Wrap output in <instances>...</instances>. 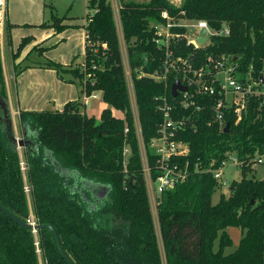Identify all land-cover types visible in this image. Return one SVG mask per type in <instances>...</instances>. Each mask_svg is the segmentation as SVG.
I'll use <instances>...</instances> for the list:
<instances>
[{"label": "trees", "instance_id": "16d2710c", "mask_svg": "<svg viewBox=\"0 0 264 264\" xmlns=\"http://www.w3.org/2000/svg\"><path fill=\"white\" fill-rule=\"evenodd\" d=\"M119 36L109 0H88L85 14V48L78 64L61 65L46 60L42 66L63 74L81 87L84 96L100 92L106 107L98 119L79 112L80 103L67 102L61 111H19L21 125L35 133L37 150L25 149V173L36 225L52 226L61 247L73 264H162L155 224L144 180L134 116L130 108L127 80L121 57L120 37L125 45L132 93L143 144L158 136L162 120V97L173 101L170 74L166 83L139 76L159 69L163 52L151 42V24L160 22L161 12L187 20H204L211 30L225 25L228 35L215 36L194 50L180 40L175 56L203 59L228 56L245 80L248 73L258 80L264 69V0H168L134 2L118 0ZM65 17L51 12L50 22L40 26L56 33L66 26ZM28 38L12 53L14 62ZM42 53L45 49L36 48ZM19 64V63H18ZM18 64L13 68L17 72ZM0 100L7 108L0 57ZM112 110L120 111L121 118ZM200 114V112H199ZM187 131L189 147L187 179L156 199V216L165 264H264V180L247 178L250 159L264 151V103L253 99L240 121L228 118V132L211 123ZM129 149L124 162L123 153ZM49 152V154H48ZM228 153L247 164L239 180H232L227 194L216 203L219 190L211 173L200 168H218ZM54 160L61 170L56 171ZM183 159L180 160V162ZM152 178L157 175L156 157L147 151ZM131 182H129V180ZM25 179L20 166L13 130L0 106V205L27 222L30 218ZM107 186L96 199L91 185ZM231 188V190H230ZM228 227H238L237 248L224 254L232 241ZM37 239V241H36ZM218 249L214 251V241ZM45 264H68L51 230L36 232L20 227L0 211V264H39L37 248Z\"/></svg>", "mask_w": 264, "mask_h": 264}, {"label": "built area", "instance_id": "2783aa9c", "mask_svg": "<svg viewBox=\"0 0 264 264\" xmlns=\"http://www.w3.org/2000/svg\"><path fill=\"white\" fill-rule=\"evenodd\" d=\"M6 12L7 0H0V35L5 26ZM161 19L160 22L153 23L150 27L152 30L151 42L159 51L163 52V62L159 69L149 73L140 72L139 76L148 77L154 82L166 83L169 75L175 74V80L186 87V91H178L175 97L171 96L172 102H169L166 97L160 99L162 120L158 136L149 143L150 149L143 144L136 118L138 136L136 127L135 133L138 146L140 140L145 146L142 152L139 150V153L147 195L148 198L151 196L154 199H157L162 192L172 189L187 179L189 174V162L186 159L189 147L185 139L187 131L196 132L198 124L204 122L205 116L209 117L205 121L207 125L214 123L219 129H224L228 118L232 117L235 123L242 119L253 99H260L261 103H264V69L258 80L254 79L250 73L243 80L237 73V65L234 60L228 56L213 57L208 55L203 59L204 63L197 66L193 62L198 59L192 58V55L188 57L174 55L173 47L180 40H185L187 46L196 50L207 45L212 37L228 35L229 30L225 25L219 30H211L204 20L173 17L167 11L161 12ZM203 28L206 29V41L200 45L196 38ZM131 95L134 101L132 87ZM95 97V93L85 96L84 104L87 99ZM146 151L156 157L157 175L155 178L151 177ZM181 159L183 161L180 162ZM250 161L251 167L254 164H263L264 151L255 153ZM245 164L247 163L244 160H239L235 154L228 153L218 168L204 169L195 165L193 169L196 172L211 173L220 189H223L229 187L230 184L224 178L223 170L227 166H236L241 169ZM20 166L21 169H24L25 163L20 161Z\"/></svg>", "mask_w": 264, "mask_h": 264}, {"label": "crops", "instance_id": "0c3cea01", "mask_svg": "<svg viewBox=\"0 0 264 264\" xmlns=\"http://www.w3.org/2000/svg\"><path fill=\"white\" fill-rule=\"evenodd\" d=\"M46 1L7 0L5 26L0 35V57L10 123L15 138L23 139L25 143V146L18 148L19 156L21 152L24 154L25 149L37 150L33 141L35 133L28 126L20 124L19 111H61L67 102L77 101L80 103L81 114L98 119L102 109L106 107L103 102L104 105L96 114L97 109H89L90 98L84 104L85 96L76 81L69 82L72 80L69 74H63V80H60L54 70L42 66L47 59L65 66L73 65L76 61L80 63L86 37L85 19L66 18L62 22L66 27L57 33L52 28L40 26L50 22L51 11L47 10ZM112 10L117 30L120 32L119 19L118 26L113 6ZM24 38L29 40L24 43L13 62L12 53ZM6 44L9 47V69L5 67ZM34 47L45 50L40 53ZM14 64H18L17 72L13 68ZM95 95L92 100L101 98L100 92H95ZM87 110L91 113L87 114Z\"/></svg>", "mask_w": 264, "mask_h": 264}, {"label": "rangeland", "instance_id": "374dc122", "mask_svg": "<svg viewBox=\"0 0 264 264\" xmlns=\"http://www.w3.org/2000/svg\"><path fill=\"white\" fill-rule=\"evenodd\" d=\"M111 2V5L114 8L115 11V17H116V21H117V25H118V15H117V9L119 7V1L118 0H109ZM126 1H134V2H144L147 0H126ZM171 4H173L174 6H178L180 4V0H168ZM47 10L51 11L54 15L62 18H75V19H85V14L87 13V3L88 0H47ZM118 5V7H117ZM119 26V25H118ZM119 29V27H118ZM120 32H118L119 34ZM120 36V35H119ZM120 47H121V57H122V62H123V69L125 71V75H126V80H127V89H128V94H129V102H130V108L131 111L134 115V125L136 127V132H137V136H138V128H137V121H136V108H135V104L134 101L132 100V95H131V80H130V73H129V68H128V64H127V60H126V56H125V45L123 43L122 38L120 37ZM7 53H9V47L7 46V44L5 45V67L7 69H9L10 66V59L7 56ZM81 61V60H80ZM79 61V62H80ZM75 64H78V61H76ZM74 64V65H75ZM89 104H90V110L92 109V107L94 109H97V113L98 111H100V108L103 104L102 99H98V100H92V98H90L89 100ZM91 111L87 110V114H90ZM112 114L115 117L121 118L122 117V113L120 111H116V110H112ZM91 117V116H89ZM140 152L143 151V149L145 148V146H143L141 140H140ZM151 145H147V148L150 149ZM147 150V149H146ZM147 152V151H146ZM129 157V149L126 147L124 149V153H123V158H124V162L126 161V159ZM20 161H23L25 163V156L24 154L21 152L20 155ZM23 174H24V179H25V192L29 195V187L27 185L26 182V173H25V168L21 169ZM241 169L239 167L236 166H227L224 170H223V175L224 178L228 180V182L230 183L232 180H239L241 177ZM247 178H251V179H255V180H264V163L263 164H254L251 167V171L247 173ZM229 188H223V189H219L216 190L215 193L212 195V203H216L219 199V196L221 193L227 194ZM149 203H150V208H151V214H152V218L155 224V229H156V236L158 239V245H159V251H160V256H161V260H162V264H165V258H164V253H163V248H162V243H161V239H160V233H159V228H158V223H157V216H156V199H154L153 197L150 196L149 198ZM28 204L30 207V218L29 221L31 223H35V218H34V214L32 211V203H31V198H28ZM226 232L228 233L229 237L231 238V245L224 248L223 253L224 254H229L231 252H233L238 244H239V240L241 238V230L238 227H228L226 228ZM37 241V239H36ZM36 250H37V254H38V258H39V264H45L43 259L41 258V253L38 249V246L36 245ZM213 249L214 251H216L218 249V241L215 240L214 241V245H213ZM263 263H264V254H263Z\"/></svg>", "mask_w": 264, "mask_h": 264}, {"label": "water", "instance_id": "95a60500", "mask_svg": "<svg viewBox=\"0 0 264 264\" xmlns=\"http://www.w3.org/2000/svg\"><path fill=\"white\" fill-rule=\"evenodd\" d=\"M205 35H206V29L203 28V29H201V31L199 33V36L196 38V41L200 45H203L205 43V41H206ZM178 91H186V87L182 86L178 80H175L170 86L171 96L175 97L177 95ZM0 106L4 110L5 118L7 120L8 125L11 127L8 107L6 108L1 100H0ZM228 130H229V124L227 123L226 126L224 127L223 131L226 133V132H228ZM34 136H35V134H34ZM13 139L15 141V144H16L17 148H21V147L25 146V143L23 142V139H16L14 134H13ZM48 154H49V152H48ZM52 163L54 164L56 171H58L60 174L67 173V171L61 170L54 160H52ZM131 180L132 179H130L129 182H131ZM87 184L91 185V186H94V187H99L100 186L99 184L91 183V182H87ZM101 187L104 188V195H105L107 193V191H108V187L107 186H101ZM230 190H231V188H230ZM0 211L2 213H4L5 215H7L13 222L18 224L20 227L27 228V229L31 230L33 233L35 231H37L38 229L42 228V227L49 228L51 230L52 234H53V237L55 239L57 247H58L59 251L61 252V254L63 255L65 261L68 264H73L72 261L68 258V256H66V254L64 253V251H63V249L61 247L60 238H59L56 230L52 226H50V225H36L35 223H31L30 221H27V222L21 221L17 217H15L13 214H11L9 211H7L2 205H0Z\"/></svg>", "mask_w": 264, "mask_h": 264}, {"label": "flooded vegetation", "instance_id": "af4514ba", "mask_svg": "<svg viewBox=\"0 0 264 264\" xmlns=\"http://www.w3.org/2000/svg\"><path fill=\"white\" fill-rule=\"evenodd\" d=\"M81 182H82V187H85L87 185L86 182H83V181H81ZM91 191H92L93 196L96 199H101L104 196V188L101 186H99V187L92 186Z\"/></svg>", "mask_w": 264, "mask_h": 264}, {"label": "bare ground", "instance_id": "6f19581e", "mask_svg": "<svg viewBox=\"0 0 264 264\" xmlns=\"http://www.w3.org/2000/svg\"><path fill=\"white\" fill-rule=\"evenodd\" d=\"M36 232V231H35Z\"/></svg>", "mask_w": 264, "mask_h": 264}]
</instances>
